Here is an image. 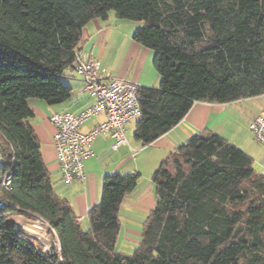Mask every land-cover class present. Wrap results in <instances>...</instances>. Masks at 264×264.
Here are the masks:
<instances>
[{
    "label": "trees",
    "instance_id": "16d2710c",
    "mask_svg": "<svg viewBox=\"0 0 264 264\" xmlns=\"http://www.w3.org/2000/svg\"><path fill=\"white\" fill-rule=\"evenodd\" d=\"M112 13L137 23L160 76L141 88L135 138L149 145L197 101L264 94V0H0V264H264V175L243 149L215 133L192 136L153 174L156 205L131 255L117 251L119 209L140 174L104 176L84 229L59 196L30 120V99L72 98L84 27ZM40 218L59 249L47 253L11 216Z\"/></svg>",
    "mask_w": 264,
    "mask_h": 264
},
{
    "label": "crops",
    "instance_id": "0c3cea01",
    "mask_svg": "<svg viewBox=\"0 0 264 264\" xmlns=\"http://www.w3.org/2000/svg\"><path fill=\"white\" fill-rule=\"evenodd\" d=\"M130 22L113 13L107 21H90L83 29L79 51L99 62V73L106 80L127 79L143 88L157 87L160 76L153 65L154 54L133 40L132 34L138 24ZM65 80L72 87L69 101L59 105H49L39 99L28 101L34 112L30 122L40 142L43 160L56 193L69 200L78 221L88 228V213L101 199L104 176L140 174L137 187L123 198L119 209L120 232L116 249L125 255L133 254L141 241L143 225L156 205L152 176L165 159L192 136L202 132L219 134L245 151L249 124L264 109V94L229 103L197 101L176 126L149 145H143L135 138L137 120H134L127 126L128 145L114 151L113 138L109 134L98 135L93 141L94 155L84 161L85 179L66 183L60 173L54 144L55 128L49 118L59 112L78 113L94 100L80 94L81 81L76 74ZM105 120L106 115L101 113L85 122L81 130L89 132ZM246 153L251 152L246 150ZM29 237L37 245L42 241L38 235ZM55 239L59 242L56 236ZM44 244L47 246L44 251L51 253L53 247Z\"/></svg>",
    "mask_w": 264,
    "mask_h": 264
},
{
    "label": "built area",
    "instance_id": "2783aa9c",
    "mask_svg": "<svg viewBox=\"0 0 264 264\" xmlns=\"http://www.w3.org/2000/svg\"><path fill=\"white\" fill-rule=\"evenodd\" d=\"M75 67L70 71L81 81L80 94L94 100V103L78 113L59 112L50 116L49 121L55 128L54 144L62 179L66 183L85 179L84 161L94 155L93 141L101 134H109L114 142L112 148L117 151L128 145L127 126L141 114V86L127 79H104L99 73V62L85 53L78 51ZM104 113L106 120L94 126L91 131L83 132L81 126ZM249 130L254 139L264 146V109L249 124ZM1 145V139H0ZM264 175V171L262 173ZM10 172H0V188L8 189L12 184ZM5 202L0 196V209ZM20 231L32 237L37 235L32 231L37 228L46 232L50 229L48 222L26 217L25 222L11 219ZM35 238V237H34ZM59 249V242L55 241Z\"/></svg>",
    "mask_w": 264,
    "mask_h": 264
},
{
    "label": "rangeland",
    "instance_id": "374dc122",
    "mask_svg": "<svg viewBox=\"0 0 264 264\" xmlns=\"http://www.w3.org/2000/svg\"><path fill=\"white\" fill-rule=\"evenodd\" d=\"M127 23H129L128 20H126ZM130 23H133V22H130ZM66 81V80H65ZM250 131V130H249ZM249 136L247 137V144L245 147L246 150H249V152L251 153H248L249 155L252 156V159H253V168L254 170L257 172V173H260L262 174L263 171H264V146L259 144L253 137L252 133L249 132ZM242 148V147H241ZM248 148V149H247ZM244 150V149H243ZM245 150V152H246ZM2 163L0 162V172L2 170ZM12 219H15L17 221H21V222H25L26 221V217L25 216H20V215H14V216H11ZM82 227L84 229H87L88 227L86 225H82ZM43 234H44V238H41V243L38 242L39 245H41V247L44 249H46V244H44L45 242L47 244H49L48 246H52L53 248H55V242L56 239H55V236H54V233L50 231V229H47V231L45 232L43 230ZM44 241V242H43ZM50 241V243H49ZM44 249V250H45Z\"/></svg>",
    "mask_w": 264,
    "mask_h": 264
},
{
    "label": "bare ground",
    "instance_id": "6f19581e",
    "mask_svg": "<svg viewBox=\"0 0 264 264\" xmlns=\"http://www.w3.org/2000/svg\"><path fill=\"white\" fill-rule=\"evenodd\" d=\"M33 231H35V234L38 235L40 238H44L45 237L44 234L41 232V230L35 228Z\"/></svg>",
    "mask_w": 264,
    "mask_h": 264
}]
</instances>
